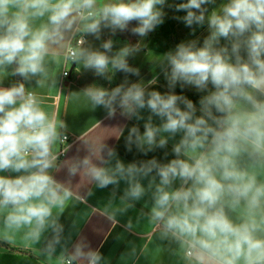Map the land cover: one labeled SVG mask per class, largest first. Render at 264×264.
<instances>
[{"label":"clouds","instance_id":"clouds-1","mask_svg":"<svg viewBox=\"0 0 264 264\" xmlns=\"http://www.w3.org/2000/svg\"><path fill=\"white\" fill-rule=\"evenodd\" d=\"M215 3L0 0V73L20 78L0 86V173L18 174L0 175L5 229H26L24 238L33 243L50 230L49 255L62 242L60 215L74 193L53 175L59 167L53 146L63 142L65 125L41 107L25 82L35 78L39 87L55 86L47 58L63 51L65 59L109 83L115 73L124 74L115 87L92 85L83 93L107 119L145 121L143 132L136 125L128 129L127 151L134 145L147 155L173 141L174 158L166 163L152 158L125 164L114 147L89 141L86 154L67 164L69 177L82 175L98 189L112 186L113 197L121 182L126 185L123 206L113 207L110 199L105 217L116 222L117 213L150 193L151 208L141 215L161 240L179 246L189 264H264V0H226L209 13L207 5ZM166 5L185 12L188 27L207 24L208 34L202 43L181 42L163 55L160 74L168 91L161 93L149 88L158 77L147 85L128 80L140 75L128 62L139 44L114 49L108 39L93 47L86 38L100 40L104 30L144 38L164 23ZM177 85L195 88L199 107L176 94ZM61 259L62 264L105 261L83 241Z\"/></svg>","mask_w":264,"mask_h":264},{"label":"crops","instance_id":"crops-1","mask_svg":"<svg viewBox=\"0 0 264 264\" xmlns=\"http://www.w3.org/2000/svg\"><path fill=\"white\" fill-rule=\"evenodd\" d=\"M207 8L209 12L215 9L211 5H207ZM134 26L133 23L130 27ZM108 39L114 41V49L123 47L125 44H139L141 48L143 43L139 36L132 35L130 32H117L111 35L108 30L102 32L100 40L87 37L86 41L93 47H99L103 41ZM168 51L167 46L166 52ZM65 55V52L60 51L55 57L47 58L49 76L56 80L55 86L39 87L35 84V78L31 82H25L26 88L38 95L41 107L49 115L55 114L58 122L65 125L62 129L63 137L68 136L69 138L68 143L58 141L53 146V152L58 154L57 164L59 166L53 170V175L61 181L68 182L74 193L73 199L68 202L60 215V223L64 227L62 242L56 247V252L49 255L45 252V247L52 237L50 230L43 234L39 243H33L24 238L26 229L16 232L5 229L3 213H0V258L11 261L21 259L25 261L24 264H62L61 257L70 255L74 246L83 241L87 242L92 249L101 252L105 258L102 264H189L179 246L175 242L161 240L159 232L154 231L146 217L141 215V213H148L151 208L150 193L140 201L133 202L134 207L128 209L126 213H117L116 222H112L103 214L104 209L110 199L114 201L113 207L123 206L120 196L123 195L126 185L121 182L113 197L112 186L98 189L94 183L82 175H77L75 178L67 175V164L86 154L89 141L97 144L106 143L114 147L125 164L152 158L166 163L174 158V154L172 153V140H169L165 148H156L147 155L137 151L134 145L131 152L127 151L125 138L128 129L136 125L143 132L145 121L125 120L120 116L107 119L104 109L94 108L83 93V89L92 85L115 87L123 82L124 74L115 73L109 83L105 79L94 76L82 65L65 59ZM137 56L138 53L129 57L128 62L131 67L139 70V65L135 64ZM66 69H69L70 74L65 78L63 73ZM18 80H20L19 77L0 73V86L8 87ZM128 80L133 83H143L144 79L140 75H129ZM144 84L147 85V82ZM149 88L161 93L168 91L167 84L162 82L149 85ZM174 91L176 94H182L177 90ZM196 105L199 107L198 104ZM142 115L146 119L148 113L144 111ZM154 122L159 123V120L154 118ZM121 128H123L122 132ZM64 148L65 154L61 156ZM165 152L168 153L167 157H165ZM0 175L14 177L18 174L2 172ZM261 178L264 179V176ZM144 183L146 185L147 182L144 181ZM129 222H131V228L128 227ZM6 234L11 237L10 240L5 239Z\"/></svg>","mask_w":264,"mask_h":264},{"label":"rangeland","instance_id":"rangeland-1","mask_svg":"<svg viewBox=\"0 0 264 264\" xmlns=\"http://www.w3.org/2000/svg\"><path fill=\"white\" fill-rule=\"evenodd\" d=\"M184 2V0H167L168 4H178ZM226 2V0H216L215 4H210L213 8H219L220 4ZM165 17L164 23L157 26V28L149 33L146 37L141 38L143 41L141 44V50L138 52L136 57L137 63L139 65L140 76L143 77V83L148 82L154 77L157 78V82H162L167 84L162 74H160L159 61L166 53V47H169V51L175 49L176 45L181 42H187L190 40L203 41V39L208 34L207 26L203 27L193 25L192 27L186 26L183 21V16L186 15L185 12L175 11L174 8L164 7ZM210 13V12H209ZM180 17V19H177ZM175 90L181 92L188 99L195 100L198 93L195 88L187 86L181 89L179 85L176 86ZM196 101V100H195ZM25 261L21 259H16L15 261L5 260L0 258V264H24Z\"/></svg>","mask_w":264,"mask_h":264},{"label":"built area","instance_id":"built-area-1","mask_svg":"<svg viewBox=\"0 0 264 264\" xmlns=\"http://www.w3.org/2000/svg\"><path fill=\"white\" fill-rule=\"evenodd\" d=\"M69 61L72 62L71 60H69ZM69 74H70L69 69H66V70L64 71V73H63V76L66 78V77L69 76ZM68 141H69L68 136H64V138H63V142L66 144V143H68ZM64 154H65V148H64L63 151L61 152V156H64Z\"/></svg>","mask_w":264,"mask_h":264},{"label":"trees","instance_id":"trees-1","mask_svg":"<svg viewBox=\"0 0 264 264\" xmlns=\"http://www.w3.org/2000/svg\"><path fill=\"white\" fill-rule=\"evenodd\" d=\"M201 43H202V41H200ZM190 100H192L195 104H198L199 105V103H198V101H199V95H198V97H196V101L195 100H193V99H190Z\"/></svg>","mask_w":264,"mask_h":264}]
</instances>
